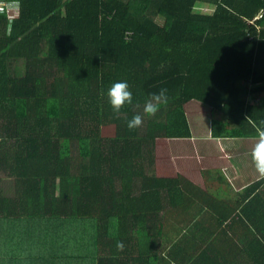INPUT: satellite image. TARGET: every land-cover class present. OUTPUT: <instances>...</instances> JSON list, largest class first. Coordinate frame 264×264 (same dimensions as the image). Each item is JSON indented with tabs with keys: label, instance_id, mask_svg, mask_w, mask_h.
Masks as SVG:
<instances>
[{
	"label": "trees",
	"instance_id": "1",
	"mask_svg": "<svg viewBox=\"0 0 264 264\" xmlns=\"http://www.w3.org/2000/svg\"><path fill=\"white\" fill-rule=\"evenodd\" d=\"M12 1L22 13L9 28L0 13V264L46 250L50 264H171L177 241L157 258L175 231L157 142L192 136L189 103L257 135L264 0ZM120 81L133 104L117 118L106 92ZM161 88L167 105L129 130Z\"/></svg>",
	"mask_w": 264,
	"mask_h": 264
},
{
	"label": "crops",
	"instance_id": "2",
	"mask_svg": "<svg viewBox=\"0 0 264 264\" xmlns=\"http://www.w3.org/2000/svg\"><path fill=\"white\" fill-rule=\"evenodd\" d=\"M6 1L17 7L0 9L9 28L21 16L22 6ZM262 98L264 89L259 94V99ZM210 110L218 120H207L203 125L205 118L201 117L202 121L193 125L185 109L192 136L164 138L165 154L161 158L165 161L158 160L162 139L157 142L156 172L173 181L169 184L171 189L165 191V195L172 194L164 197L171 208L168 211L171 220L168 223V219L165 228L175 230L165 231L160 237L158 261L164 245L177 241L175 251L168 247L165 251L174 262L171 264H264V177L255 171L250 154L257 135L232 131L220 114ZM166 214L164 217H168ZM147 242V253L153 260L151 242ZM48 249L53 251L51 247ZM42 254L37 264H50L46 259L54 253L46 250Z\"/></svg>",
	"mask_w": 264,
	"mask_h": 264
},
{
	"label": "clouds",
	"instance_id": "3",
	"mask_svg": "<svg viewBox=\"0 0 264 264\" xmlns=\"http://www.w3.org/2000/svg\"><path fill=\"white\" fill-rule=\"evenodd\" d=\"M110 106L116 117H119L121 109L127 105L133 104V94L127 81L112 83L106 92ZM169 101L168 90L161 88L158 92H153L144 102L143 115L136 114L126 122L129 130L140 128L143 124L144 116L154 117L160 110L161 106H166ZM257 134L256 142L251 149V159L255 167V171L264 177V121L260 122L255 128ZM116 250L123 251V241L117 240L115 244Z\"/></svg>",
	"mask_w": 264,
	"mask_h": 264
},
{
	"label": "rangeland",
	"instance_id": "4",
	"mask_svg": "<svg viewBox=\"0 0 264 264\" xmlns=\"http://www.w3.org/2000/svg\"><path fill=\"white\" fill-rule=\"evenodd\" d=\"M200 103H191L189 106H187V111L188 113L190 114V121H191V124L195 125L197 122L199 121H202L200 118L203 117L205 118V121H203V125H206L207 124V120H212V121H216L218 120L219 118H217V116L215 115L216 113L214 111H211L209 107L207 106H203L202 104ZM228 128H231L232 131H234V126H230ZM104 134L107 136V135H112L114 134V126L113 125H109V126H105L104 127ZM162 139V140H161ZM161 144L159 147H161V149L158 151V160H161L162 161H165V158H161L165 153H164V140H167V139H164V138H161ZM159 140V141H160ZM156 153V151H155ZM157 159V158H156ZM159 172H160V168H159ZM3 176V175H1Z\"/></svg>",
	"mask_w": 264,
	"mask_h": 264
},
{
	"label": "built area",
	"instance_id": "5",
	"mask_svg": "<svg viewBox=\"0 0 264 264\" xmlns=\"http://www.w3.org/2000/svg\"><path fill=\"white\" fill-rule=\"evenodd\" d=\"M9 8H17V7H12L11 4H9V2H7L6 0H0V9H9Z\"/></svg>",
	"mask_w": 264,
	"mask_h": 264
}]
</instances>
